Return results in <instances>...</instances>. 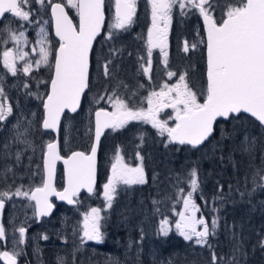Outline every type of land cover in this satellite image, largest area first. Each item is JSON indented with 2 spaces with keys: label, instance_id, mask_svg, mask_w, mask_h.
I'll return each instance as SVG.
<instances>
[{
  "label": "snow or ice",
  "instance_id": "snow-or-ice-1",
  "mask_svg": "<svg viewBox=\"0 0 264 264\" xmlns=\"http://www.w3.org/2000/svg\"><path fill=\"white\" fill-rule=\"evenodd\" d=\"M30 0H0V18L5 13H11L13 17L21 21H29L30 12L23 10ZM43 4V0H35ZM52 18L55 22L56 36L59 38V48L55 52L54 75L51 77L50 91L46 99L42 100L44 117L42 126L44 129L55 131L60 122L61 114L68 109L75 112L80 105L81 96L89 87V52L92 49L93 40L100 33L104 22V0H68V6L76 8L79 15V27L76 28L68 18L61 3H53L49 0ZM152 8V28L148 31V55H152V46L156 40L164 37H154L153 30L158 32L157 21L163 20L165 28L170 19V13L174 6H178L181 14L185 10L198 9L203 17L204 27L207 34V86L203 102H198L197 94L188 88L185 75H179V81L174 85L165 84L159 92H152L148 98V108L133 109L115 93L107 99L112 105V111L103 109L95 112V142L91 146V154L83 151H74L63 160L67 186L63 192H58L52 185L51 180L55 171V161L61 159L56 152V144L48 143L44 153V172L42 186L36 187L29 192H22L19 188L14 193L16 196L26 197L29 201H35V215L47 216L52 209L48 197L55 195L60 200L73 203V197L80 189L86 188L89 193L93 192L96 176V153L97 145L104 134L105 129L113 131L124 127L129 121H143L150 123L158 133L167 134L169 143L190 145L193 148L204 143L214 132V125L218 118L224 120H239L242 114H248L264 127V0H226L222 6L218 0H148ZM220 7L221 20H216L210 15L209 10L215 11ZM116 23L117 29H123L130 25L136 11V0H116ZM23 27V25H21ZM43 32V29H41ZM24 32L19 36L12 33L10 38L20 43ZM195 47V45H193ZM163 52V46H161ZM187 51V46L185 48ZM166 55V54H165ZM25 53L19 52V59H24ZM16 57L12 52H3V64L12 75L17 74ZM48 52L41 48L40 59L36 61L48 64ZM167 65V60H165ZM140 67L146 76H149L151 59L148 66L141 64ZM31 71V64L25 63L23 72L25 75ZM104 75H110L108 63L104 65ZM171 79L177 73L167 72ZM27 88L28 85L25 84ZM175 93L173 96L172 94ZM39 98V97H38ZM105 99L100 96L99 100ZM97 101V102H98ZM172 108L175 113V126L169 127L166 122L157 119L156 113L163 108ZM12 113L8 106L7 98L3 89H0V121ZM27 129H25V132ZM25 132L17 133L20 140ZM248 137L245 136V151H248ZM19 159V155H17ZM137 159L143 158L137 153ZM256 175H261L260 171ZM191 191L187 195L178 196L183 199L184 209L179 212V221L176 229L186 241L193 240L200 246L208 243L209 235L215 233L217 220L214 218L211 225L203 217L197 219L199 211L192 199L193 193L198 189L197 171L192 169L189 173ZM264 179V175H261ZM145 174L142 164L130 167L123 162L117 151L115 162L111 165V175L107 183L103 185V198L105 209L112 207L117 186L144 184ZM180 193L184 189H179ZM9 193H0V197H8ZM154 203H156L154 201ZM4 207V201L0 199V209ZM101 209L93 207L84 214L82 225L81 242L94 241L97 244L103 242ZM159 211V209H157ZM202 225V230H197L196 225ZM168 221L162 220L160 231L168 233ZM19 243L25 242V227L18 229ZM47 239V236L43 237ZM6 239V230L0 226V240ZM19 253L10 254L8 251L0 252V258L6 264H16V256ZM218 257L212 254V264H217ZM58 264H64L63 258H58Z\"/></svg>",
  "mask_w": 264,
  "mask_h": 264
},
{
  "label": "rangeland",
  "instance_id": "rangeland-1",
  "mask_svg": "<svg viewBox=\"0 0 264 264\" xmlns=\"http://www.w3.org/2000/svg\"><path fill=\"white\" fill-rule=\"evenodd\" d=\"M53 3H61L68 16L75 22L76 20V8L68 6V0H51ZM116 0H104V16L105 24L102 31V35L95 45V49L91 53V69H90V82L89 92L85 95L82 109L79 114L73 118L65 117L63 119L62 126L59 130V149L61 153H70L77 148L85 147L91 144L92 139V112L99 106H103L111 112L112 105L109 103L107 97L116 94L119 98L123 99L133 109L147 110L148 102L147 98L152 92H159L163 85H174L179 81V75H185V82L188 88L197 94L198 102L203 101L204 94H201L197 88L200 74L197 73L199 65L203 62V37L202 29L199 21V10L186 9V14H181V10L178 6H174L170 13V19L167 27L163 20H158V29L163 30L158 32L153 30L154 37L161 36L164 39L156 40L152 46V55H148V31L152 28V8L148 3V0H136V11L133 16L132 23L123 29H117L114 27L116 23V17L113 14V8ZM218 3L222 6L226 3V0H218ZM50 6L49 0H43V4H38L35 0H30L29 4L24 7L23 10L30 12L29 21H21L17 18L16 21L8 20L10 25V31L17 26L23 25V27L17 31L19 36L20 31L24 32L23 38L20 43L14 42L10 36L0 40V59H3V52L12 49V54L16 57V67L20 62H25L30 57V54H34L35 50L27 42L29 39V33L35 28L36 39V58L40 59L41 48L48 52V57L52 51V41H50V29L47 10ZM215 7V11L209 10L210 15L216 20H221L222 12L220 7ZM6 20V21H7ZM34 22V23H33ZM35 24V27L34 25ZM43 29V32L41 31ZM182 33V38H179V33ZM144 40L145 46L141 50L140 57H137L135 50L137 44V36ZM166 36V38H165ZM146 37V38H144ZM14 42V43H13ZM195 45V47H193ZM163 46V52L161 51ZM187 46V51L185 48ZM25 53L24 59H19V52ZM135 53V54H134ZM166 54V55H165ZM49 59V58H48ZM151 59L150 77L146 76L141 64L148 66V60ZM36 60V61H37ZM116 60H119L116 62ZM167 60V65L165 64ZM108 63L110 75L108 78L104 75V65ZM2 61L0 62V65ZM42 64V63H41ZM40 64V65H41ZM18 69V67H17ZM172 71L177 73L171 79L168 77L167 72ZM117 73V75H115ZM6 71L4 70L0 74V89H3L7 98L8 106L12 108V113L4 121H0V193H9L8 197H0L5 202V214L2 220V225L6 230V239L3 243H0V251L3 247L10 254L19 253L16 257L20 258V262L23 264H58V258H63L64 264L66 261L69 263L77 262V264H129L131 258H137L138 254L143 252L148 254L149 250L153 248L154 254L152 255V264L160 263V255L157 251L156 244L154 247L147 241V237L143 239V243L139 241V247L143 248L140 251L128 246L120 255L109 254L104 246L95 243L94 241L81 242L82 225L84 220V214L89 212L91 208H100L101 215L104 217L102 220L105 223H117L124 233H130L131 230L136 231L138 226L135 219L132 220L128 216L118 215L122 212H127L130 209H135L131 200H125L121 196V188L123 184L117 186L115 194L117 199L113 200L112 207L105 209V200L103 198V185L107 183L108 176H104V184L101 186L98 196V200L101 202V206H90L88 201L86 203L74 200L75 206L71 212L65 211L58 212L50 221L44 224H39L37 228L33 227V232L25 233V242L19 243V227L23 226L28 229L30 225L33 226L35 221V214L31 201L26 197L16 196L14 193L19 188L22 192H29L33 186H35L32 178L36 176L38 179V172L41 165V155L44 145L50 142V138L46 133H43L39 127V120H36V111L34 108L32 98L33 92H28L29 87H25V83L21 80L22 74L17 72L13 76L12 81L6 83ZM108 79L110 81H108ZM202 89V88H200ZM22 91H25L26 100L23 98ZM173 96L175 93L172 94ZM100 96H104L105 99L99 100ZM98 101V102H97ZM157 119L162 122H166L167 126L173 127L175 124V113L173 109L163 108L156 113ZM10 120V124L6 125L5 122ZM135 122L137 125H135ZM132 124L136 127V130L153 131V133L165 138L168 141L167 134H159L157 129L153 128L150 123H144L143 121H129L128 124ZM236 126L235 133L230 135L228 133L227 138L237 140L236 144L231 147V152L242 151L244 154H248L254 146L255 137L248 131H244L239 134V129ZM25 129L27 131L25 132ZM112 130V129H111ZM118 130V129H117ZM121 130V128L119 129ZM110 131V130H109ZM25 132V135L20 137V140H26L27 143H22L17 140V133ZM113 132V131H111ZM245 136L248 137L246 142L248 151H245ZM39 139L43 140L40 144ZM104 140V152L103 157H107L111 153V150L115 141V137L109 136ZM264 142V141H263ZM125 151L123 156H128L130 167H136L137 165L147 164L149 165L148 156H144L147 152V143L144 138L138 134L135 140L130 143H124ZM81 151V150H80ZM107 152V153H106ZM116 152V151H115ZM115 152H112L113 154ZM137 153L143 158L137 159ZM19 155V159H17ZM115 157L111 158L106 164L101 162L99 170L105 174L107 171H111V165L115 162ZM251 159V158H249ZM3 162V163H1ZM108 165L110 168H108ZM134 165V166H133ZM247 167H240V176L237 175V180L241 178V182L248 180L251 171ZM37 171V172H36ZM264 175V173H263ZM260 185L264 188V179H260ZM128 186V185H127ZM119 192V193H118ZM178 196V193L176 194ZM115 196V195H114ZM114 203L123 205L122 207H114ZM162 211L165 212L164 216L157 223L156 230L160 235L161 222L164 219L168 221V232L173 231L179 235L176 229V222L179 221V212L183 211L184 205L182 203L177 204L176 200L173 204L164 200L161 204ZM124 207L128 208L124 210ZM230 208H234L233 205ZM170 212V214H169ZM108 219L105 220V215ZM122 215V214H121ZM75 216V217H73ZM113 220L110 218L117 217ZM202 215L199 211L196 213V218H201ZM76 219L75 233L76 237L69 235L67 226L70 221ZM202 225L197 224V230H202ZM47 236V239L43 237ZM181 236V235H179ZM182 237V236H181ZM151 242L154 241V237L151 235ZM183 238V237H182ZM184 239V238H183ZM185 240V239H184ZM195 243V238L191 240ZM121 244V243H120ZM122 245V244H121ZM47 246L54 247V255L51 260L48 258L44 260L42 258V250ZM127 247V246H126ZM69 249V251H67ZM102 249V252L100 250ZM107 249H109L107 247ZM130 255V256H129ZM132 256V257H131ZM131 257V258H130ZM233 256H230L231 260ZM227 261V260H226ZM229 264L225 261H219V264Z\"/></svg>",
  "mask_w": 264,
  "mask_h": 264
},
{
  "label": "trees",
  "instance_id": "trees-1",
  "mask_svg": "<svg viewBox=\"0 0 264 264\" xmlns=\"http://www.w3.org/2000/svg\"><path fill=\"white\" fill-rule=\"evenodd\" d=\"M139 38L138 35L136 49H139L137 48ZM135 53L137 55L136 50ZM197 73L200 74L197 88L203 95L205 90L204 57ZM98 108L104 107L99 106ZM77 115L68 118L75 119ZM132 123L137 125L135 122ZM236 126H238L239 134L248 131L255 137L253 149L248 154L242 151L231 152V147L236 144L237 140L227 138V135L228 133L233 135ZM111 131L113 130L105 132L99 144L97 183L94 192L90 196L84 194L78 196L77 201H84V203L88 201L87 204L90 206H101L98 194L104 184V176L110 175L111 171L103 174L99 166L101 162L107 164L111 158L116 156L117 151L123 162L129 165V157L123 156L125 149L122 146L125 142L130 143L135 140L138 132L147 143L148 148L144 156H148L150 161L149 165L142 164L146 180L144 184L123 185L121 188L122 198L131 200L135 209L122 212L118 216H128L131 220L134 218L138 226L137 230L124 233L117 227V223L103 221L104 239L101 243V246L105 247L103 250L106 249L109 254L120 255L129 248L128 246H131L140 251L143 248L139 247L138 240L143 243V239L147 237V241L153 247L156 244L160 263L163 262V264H212L213 253L218 257L217 264L221 260L229 264H264V188L260 185L261 175L264 173V128L244 115L239 120L217 121L212 136L200 148L171 144L149 129L136 130L131 123L121 130ZM109 136L115 137L111 147H115L116 150H111V153L104 158L103 139ZM88 148L89 144L77 149L87 151ZM247 164H249L251 174L248 180L240 183L241 178L237 180V175L240 176V167H247ZM108 168H110L109 165ZM192 169L197 171L198 189L193 193L192 199L199 209V214L209 226L214 218L217 220L215 233L209 235L208 243L204 246L197 245L191 240L186 241L173 231L162 236L156 230L157 223L165 214L162 211V202L167 200L173 204L176 200L177 204L182 203L183 199L177 197L187 195V192L191 191L189 173ZM258 170L261 175H256ZM181 188L184 189L183 193L179 191ZM116 195L118 194H115L114 198ZM231 205L233 209L230 208ZM74 206L63 208L62 211L69 213ZM122 206L114 203L116 208ZM125 209L128 208L124 207ZM108 215V213L105 215V220L108 219ZM75 221L76 219H73L67 226L69 235L73 237L77 236ZM151 235L154 237L152 242L149 238ZM47 250L51 251V258H53L52 252L54 253L55 248L46 247L41 254L44 255ZM152 250L153 248L145 255L143 252L139 253L137 258H131V256L129 264H152L151 258L154 254ZM230 256H233L231 260ZM66 264H77V262L66 261Z\"/></svg>",
  "mask_w": 264,
  "mask_h": 264
},
{
  "label": "flooded vegetation",
  "instance_id": "flooded-vegetation-1",
  "mask_svg": "<svg viewBox=\"0 0 264 264\" xmlns=\"http://www.w3.org/2000/svg\"><path fill=\"white\" fill-rule=\"evenodd\" d=\"M47 15H48V21H49V24H50V26H49V29H50V41H52V46H53L52 47V51H51V53H50V55L48 57L49 58L48 59V61H49L48 64H43L42 63L39 66L36 64V60H37V58H36V53H37V51H36V43L38 41V39H36V33H35L36 28L31 33H29V39H27V42L35 50L34 54L29 53L30 57L26 61L27 63L31 64L30 73L25 75V73L23 72V66H24V62L23 61L20 62L19 64H17V67H18V71L17 72H20L22 74L21 80L25 84L28 85V87H29V91L28 92H33L34 90L37 89V91L33 94L34 97L32 98V100L36 101L35 103H33V105H34V108H35V111H36V120L37 121L39 120V127H40V123H41V120H42V114H43V111H42V106H43L42 100L46 98V95H47V92H48V87H49L50 79H51L52 72H53V66H54V62H55V52H56V49L58 47V41L55 40L53 38V36H52L49 8L47 10ZM7 19L13 20V21L15 20L16 21L15 23L16 24L18 23L17 22V18L13 17L10 14H5V16L0 19V40H2L5 37L11 35L12 33H15V35H17V31H19L22 28L21 26H17L16 28L12 29V32H11L10 28H9L10 25H9ZM33 25L35 27V24H33ZM138 35L141 36L140 33H138ZM182 36H183V34L180 32L179 33V38H182ZM144 38H146V37H144ZM165 38H166V36H165ZM144 46H145L144 40L139 38L138 39V45H137V48H139V49H136L137 57H140L141 50L144 49ZM8 51L12 52V49H9ZM90 56H91V54H90ZM1 61H2V64L0 65V74L4 70L6 71L7 77H6L5 80H6V83H8V82L12 81V79H15V78H13L14 75H12V73L9 72L8 69L4 67L3 59L2 60L0 59V62ZM90 69H91V60L89 59V73H90ZM24 92L25 91H22V94H23L24 100H26V97H25L26 93L24 94ZM5 123H6V125H9L10 124V120H7V122H5ZM46 134L49 137H51L50 138V142H51L53 140L52 134H49V133H46ZM58 140H59V137H58ZM38 142H40V144H42L43 140L39 139ZM48 143L49 142H47L44 145V147ZM43 152H44V148H43ZM43 152H42V155H43ZM68 154L69 153H61L60 149H59V155L61 157L65 158ZM42 155H41L40 170L38 172V179L36 180V176L32 178V181L34 182V184L35 183L36 184H35V186L32 187L31 190H33L34 188L42 185V178H43V173H42ZM1 163H3V162H1ZM62 186H63L62 168H61L60 164L57 163L56 167H55V174H54V187H55L56 190H60L62 188ZM31 190L29 191V194H30ZM80 195H82V194L80 193L78 196H80ZM78 196L77 197H73V200L77 199ZM51 203H53L52 212L49 214L48 217H43V218H40L38 220L36 219V216H35V221H34L33 226L30 225L28 227V229H26V232L28 234L33 232V230H32L33 227L37 228L39 226V224H44L45 222L50 221L58 212H61L62 210H64L63 208H69V207L72 206V205L71 206H66L63 203H56L53 199H51ZM31 204H32V207H33V202L32 201H31ZM4 207H5V202H4ZM4 207L2 208V212H1L0 226L2 225V220H3L4 214H5V208ZM33 212L35 214L34 207H33ZM3 241L4 240H0V243H3ZM47 248L52 249L53 247L47 246ZM3 251H6L5 247H3L0 252H3ZM52 255H53V252H52ZM41 256H42V258L44 260H46L47 258L49 260L52 259L50 250H47V252H45L44 255H41ZM16 260H17L16 264H23L22 262L19 261L20 258L16 257ZM0 264H2V263L0 262Z\"/></svg>",
  "mask_w": 264,
  "mask_h": 264
},
{
  "label": "water",
  "instance_id": "water-1",
  "mask_svg": "<svg viewBox=\"0 0 264 264\" xmlns=\"http://www.w3.org/2000/svg\"><path fill=\"white\" fill-rule=\"evenodd\" d=\"M115 4H116V2H115ZM115 4H114V8H113V14H114V16L116 17V7H115ZM61 5H62V4H61ZM62 7H64V6L62 5ZM64 11H65V13L67 14L65 8H64ZM5 14H10V15H12L11 13H5ZM49 15H50V20H51V31H52V36H53V38H54L55 40L58 41V47H57V49H58V48H59L60 41H59V38L56 36L55 22H54V20H53V18H52V13H51V7H50V6H49ZM67 15H68V14H67ZM199 15H200V14H199ZM68 18L73 22V25H74L76 28L79 27V15H78V13H77V10H76V20H75V22H74L69 16H68ZM0 19H1V18H0ZM104 22H105V17H104ZM104 22H103V24H102V26H101L100 33H99V34L97 35V37L93 40L92 48H93V45H94L95 41L97 40V38H98V37L100 36V34L102 33V29H103V26H104ZM200 24H201V27H202L203 40H204V81H205V88H206V86H207V48H206V44H207V34H206V31H205V27H204L203 17H202L201 15H200ZM57 49H56V50H57ZM91 51H92V49H91L90 52H89V59H90ZM54 63H55V62H54ZM53 75H54V67H53L52 76H53ZM52 76H51V77H52ZM50 85H51V79H50V83H49V87H48V92L50 91ZM87 89H88V88H87ZM87 89L85 90V92L87 91ZM48 92H47V93H48ZM84 94H85V93H84ZM84 94H82L80 105H79V107L77 108V110H76L75 112H71V111H69L68 109H65V111L61 114L60 122H59V124H58V126H57V129H56L55 131H53L52 129H44V128H43V126H42V122H43V117H44V109H43V106H42L43 114H42V120H41L40 128H41V131L52 134V136H53V140H52L50 143H55V144H56V146H57V147H56V152H57L58 155H59L58 134H59L60 125H61V123H62V118H63V116H64L65 114H67V115H75V114H77V113L79 112V110H80V108H81L82 98H83ZM46 97H47V95H46ZM45 99H46V98H45ZM202 102H203V101H202ZM100 109H103V110H105V111H108L107 109H104V108H98V109H95V110L92 112V139H91V144H90L89 149L85 152L86 154H91V146H92V144L95 142V120H96L95 112H96L97 110H100ZM242 115H244V116H246V117L252 119L254 122H256V123L259 125V123H258L257 121H255L254 118L250 117L248 114H242ZM217 121H226V120H224L223 118H218ZM175 123H176V121H175ZM174 126H175V124H174ZM174 126H173V127H174ZM259 126H260V125H259ZM260 127H261V126H260ZM262 128H264V127H262ZM108 130H110V129H105V130H104V133H105L106 131H108ZM103 135H104V134H103ZM103 135L101 136V138L103 137ZM210 137H211V136H210ZM210 137H209V138H210ZM209 138H208V139H209ZM100 140H101V139H100ZM207 141H208V140H206L204 143H202L201 145H199V146L196 147V148H200V147H201L202 145H204ZM99 143H100V141H99ZM99 143H98V145H97V153H96V175H97V155H98ZM172 144L180 145V144H178V143H172ZM185 146H188V147L193 148L192 146L187 145V144H185ZM46 151H47V145L44 147V152H43V155H42V173H43V177H44V175H45V172H44V153H45ZM74 151H80V150H74ZM74 151H71V152H70L65 158H63V157H61V156L59 155V156L61 157V159L55 161V167H56V164L59 163L60 166H61V168H62V174H63V186H62V188H61L60 190H57L58 192H63V191H64V188L67 186V181H66V176H65V166H64L63 160L66 159L68 156H70V155L72 154V152H74ZM54 174H55V171H54V173H53L52 180H51V183H52L53 187H54ZM95 185H96V176H95V183H94V185H93V189H94ZM41 186H42V185H41ZM54 188H55V187H54ZM34 189H35V188H34ZM34 189H33V190H34ZM80 193H84V194H86V195H90V194H91V193H89V192L87 191L86 188H82V189H80V191H79L78 194H80ZM78 194H77V195H78ZM77 195H76V196H77ZM74 197H75V196H74ZM51 199H53L56 203H63V204H65L66 206H71V205H73V203H72V204H69L66 200H60V199H58L57 196H55V195H52V196H49V197H48L49 203H51ZM72 199H73V198H72ZM32 202H33V207H34V211H35V201H32ZM51 204H52V209L50 210L49 214H50V213L52 212V210H53V203H51ZM1 212H2V209H0V219H1ZM49 214H48L47 216H42V217H37L36 215H35V216H36V219L38 220V219L43 218V217H48ZM0 262H1L2 264H6L5 260L2 259V258H0ZM16 263H17V260H16Z\"/></svg>",
  "mask_w": 264,
  "mask_h": 264
}]
</instances>
